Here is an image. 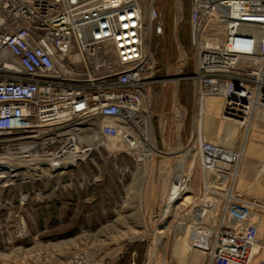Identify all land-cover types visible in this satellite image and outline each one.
Here are the masks:
<instances>
[{"label": "built area", "instance_id": "obj_1", "mask_svg": "<svg viewBox=\"0 0 264 264\" xmlns=\"http://www.w3.org/2000/svg\"><path fill=\"white\" fill-rule=\"evenodd\" d=\"M158 2L0 0V136L10 139L0 145V184L70 171L57 168L70 146L64 134L72 131L96 133L100 144L93 150L109 154L112 144L129 153L148 143L156 82L149 38L164 32ZM173 2L177 30L182 2ZM188 22L195 101L218 97L221 116L246 127L264 111V0H189ZM20 198L22 204L27 193ZM210 210L206 201L190 212V243ZM86 258L78 251L63 264H86Z\"/></svg>", "mask_w": 264, "mask_h": 264}, {"label": "rangeland", "instance_id": "obj_2", "mask_svg": "<svg viewBox=\"0 0 264 264\" xmlns=\"http://www.w3.org/2000/svg\"><path fill=\"white\" fill-rule=\"evenodd\" d=\"M159 1L165 25L173 27V0ZM181 2L184 17L186 8L189 14V0ZM181 29L189 40L188 20L176 31ZM174 65L179 77L192 83L188 78L194 68L190 42L187 53L181 52ZM157 66L156 62L155 78L161 76ZM165 80L157 78L154 90L167 88L171 95L181 87ZM204 100L208 111L201 127H197V98L191 140L167 151L179 149V154H160L155 149V154L144 158L143 150L119 152L121 148L112 144L110 154L93 150L65 174L20 185L0 184V264H63L78 251L86 254V264H113L115 253L136 243L143 245L140 264H209L211 251L216 253L212 264H263L264 111L254 114L248 123L251 127H240L221 116L218 97ZM9 140L0 136V145L7 146ZM147 141L153 142L150 127ZM187 149L195 154L191 169L183 173V196L190 199L176 202L162 215L178 174L175 166ZM25 193L21 204L20 195ZM227 193L232 195L230 200L224 196ZM206 201L212 211L202 221L201 235L195 226L199 238L192 244L178 224L193 222L190 212ZM52 208L57 210L54 220ZM119 223L130 227H118L124 232L120 237L111 229Z\"/></svg>", "mask_w": 264, "mask_h": 264}, {"label": "crops", "instance_id": "obj_3", "mask_svg": "<svg viewBox=\"0 0 264 264\" xmlns=\"http://www.w3.org/2000/svg\"><path fill=\"white\" fill-rule=\"evenodd\" d=\"M159 3L160 1L158 4ZM163 25L164 32L161 36H156L154 34L150 35L148 47L153 54L155 62L158 64L156 72L157 74H161V76L157 78H168V80L165 81H168L172 86H174L176 82L178 86L181 84V87H177V91L169 95L166 93L168 90L167 88L162 91L154 90V87L157 88V86H155L157 82L153 84L152 91L154 90V95L150 107V125L153 117L152 127L150 126L153 142L148 146L152 152L149 156H143V151H141L140 154L144 158L152 156L157 151L160 154H167V151L177 148L178 144L182 143V141L187 144L191 140L193 133L191 128L195 110L193 83H188L180 78L178 68L174 65L175 62H177V56L180 55L181 52L187 53L189 40L188 37L182 36V29L178 32L171 27V23L170 25H165L164 20ZM193 73L194 68L191 74ZM191 85L192 88H190ZM166 86L169 85L166 84ZM179 108L183 110L181 111ZM185 118L187 121L183 128L182 122ZM178 124L180 125L178 126ZM179 152L178 149L168 154L176 155L177 153L179 154ZM225 152L227 153L228 150H225ZM73 204L77 206V203ZM80 204L83 205V203ZM126 251L127 248L122 252L119 251L115 253L117 258L113 264H133L134 252L130 253V255H132V259H130L127 257V254H125Z\"/></svg>", "mask_w": 264, "mask_h": 264}, {"label": "bare ground", "instance_id": "obj_4", "mask_svg": "<svg viewBox=\"0 0 264 264\" xmlns=\"http://www.w3.org/2000/svg\"><path fill=\"white\" fill-rule=\"evenodd\" d=\"M199 105H200V108H199V111H198L199 122L197 124V127L200 128L201 125H202V118H203L204 114H206V112L208 110H207L206 102H205L204 98H199ZM246 126H248V127L250 126L251 127L252 125L251 124L250 125L247 124ZM95 134L96 133H91L90 135H88V137H85L84 135L80 136L78 134V132H74V131H72L71 133H69L67 135L64 134L63 138H64V140L67 143H69L70 146H68L69 148L65 149V156H64V158L62 160V166L57 168V169H62V170L70 169V168L74 167L75 165H77L79 162H84L86 157L90 154V152L98 144H100L99 140H98V138L96 137ZM147 145H150V143L149 144L148 143L145 144L144 147L139 149V150H143V156H149V154L152 152L148 148ZM109 149H110V147H109ZM139 150H137V151H139ZM179 151H181V150H179ZM191 154H192L191 153V149H187L182 154L180 161L176 165V172L178 173L177 176L174 177L176 183L175 184H171V186H170L171 193L168 195L166 203L164 204V207H163V210H162V215L166 214L169 211V209L176 203L175 202V197H177L181 193V190H183V192H182V196H181L180 200L183 201V203H184V202H188L189 199H190L189 196L186 197V198L183 196V194L186 193L185 179H184V174L183 173L186 171V169H191V167H192V165H193V163L195 161V154L194 153L192 155ZM241 157H242V154L240 153L238 155V159H240ZM14 166H15V168H17L16 165H14ZM17 169H19V168H17ZM15 176L16 177L21 176L20 178L23 179V174H20V173L18 174V172L15 174ZM233 176L235 177L236 173L233 174ZM224 196L226 197L227 200H230L232 198V195L230 193H227ZM211 214H212V212H211ZM119 224H115L111 228L115 232L119 233L118 237H120V235L124 234V232L121 233V231H120V229H118V227L125 228V229H129L130 228L128 225H126L124 223H119ZM195 228L196 227H194V229H192V234L193 235H195L196 232H197V228L196 229ZM181 230H185V232L187 231V235H189L188 234V229L185 226H183L181 228ZM217 235H218V233H217ZM222 249H223V247H222ZM262 253L264 254V249H263ZM210 254H212V252ZM263 264H264V261H263Z\"/></svg>", "mask_w": 264, "mask_h": 264}, {"label": "trees", "instance_id": "obj_5", "mask_svg": "<svg viewBox=\"0 0 264 264\" xmlns=\"http://www.w3.org/2000/svg\"><path fill=\"white\" fill-rule=\"evenodd\" d=\"M187 5V4H186ZM185 7V6H184ZM186 8V7H185ZM183 20L185 21V22H187V20H188V12H187V8L185 9V11H184V17H183ZM51 213L53 214V217H52V219L54 220V219H56V214H57V210L56 209H51ZM55 232V231H54ZM142 244H138V243H136V244H133V245H131L128 249H127V251H126V253L125 254H127V257H129L130 259H132V255H130V253L131 252H134V255H135V260L133 261V264H140V262H141V257H142V250L140 249V247H142L141 246Z\"/></svg>", "mask_w": 264, "mask_h": 264}, {"label": "water", "instance_id": "obj_6", "mask_svg": "<svg viewBox=\"0 0 264 264\" xmlns=\"http://www.w3.org/2000/svg\"><path fill=\"white\" fill-rule=\"evenodd\" d=\"M135 258H136L135 255H133V260H135Z\"/></svg>", "mask_w": 264, "mask_h": 264}]
</instances>
